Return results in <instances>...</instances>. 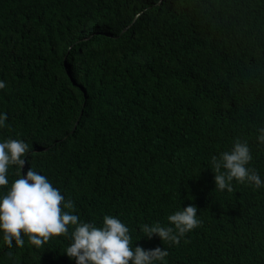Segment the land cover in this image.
<instances>
[{
	"label": "trees",
	"instance_id": "obj_1",
	"mask_svg": "<svg viewBox=\"0 0 264 264\" xmlns=\"http://www.w3.org/2000/svg\"><path fill=\"white\" fill-rule=\"evenodd\" d=\"M0 81V142L27 143L20 175L80 221L120 219L133 248L168 251L154 264H264V184L221 191L211 165L239 138L264 181V0H0ZM188 205L201 223L178 245L142 231ZM70 243L0 232V264H76Z\"/></svg>",
	"mask_w": 264,
	"mask_h": 264
},
{
	"label": "clouds",
	"instance_id": "obj_2",
	"mask_svg": "<svg viewBox=\"0 0 264 264\" xmlns=\"http://www.w3.org/2000/svg\"><path fill=\"white\" fill-rule=\"evenodd\" d=\"M5 87L6 84L0 81V89ZM6 121L7 114L0 115V128L6 126ZM257 140L264 144V128L259 129ZM28 152L29 145L23 140L8 138L0 142V186H8L7 175L11 166H17L19 176L0 197V232L9 248L13 242L23 247L24 237L32 245L42 247L52 237L66 236L71 243L65 253L76 264H154L155 261H164L169 255L166 249L160 247L153 250L140 246L133 248L129 228L114 216L105 215L100 227L80 221L77 215L72 214L74 203L65 200L44 175L32 168L27 170L26 175H20L19 170L25 168ZM251 160L247 141L242 142L239 138L230 151L221 153L219 158L213 156L211 165L216 188L231 192L234 179L260 188L264 181L255 169L248 167ZM197 213L196 206L188 205L167 217L174 227L145 224L142 231L148 239L159 236L163 242L178 245L181 237L200 225ZM69 226L73 227L71 232Z\"/></svg>",
	"mask_w": 264,
	"mask_h": 264
}]
</instances>
